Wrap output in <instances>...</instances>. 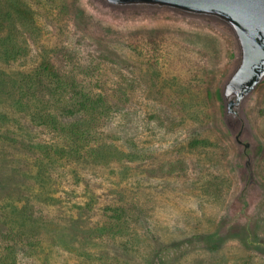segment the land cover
<instances>
[{
	"label": "rangeland",
	"instance_id": "1",
	"mask_svg": "<svg viewBox=\"0 0 264 264\" xmlns=\"http://www.w3.org/2000/svg\"><path fill=\"white\" fill-rule=\"evenodd\" d=\"M234 47L174 13L0 0V264H264V82L246 149Z\"/></svg>",
	"mask_w": 264,
	"mask_h": 264
},
{
	"label": "water",
	"instance_id": "2",
	"mask_svg": "<svg viewBox=\"0 0 264 264\" xmlns=\"http://www.w3.org/2000/svg\"><path fill=\"white\" fill-rule=\"evenodd\" d=\"M112 11L140 14L174 13L198 19L227 31L234 40L233 63L223 79L220 95L224 117L244 148L242 127L248 122L247 105L264 82V0H94ZM241 127V128H240ZM246 167L250 170L251 159Z\"/></svg>",
	"mask_w": 264,
	"mask_h": 264
}]
</instances>
